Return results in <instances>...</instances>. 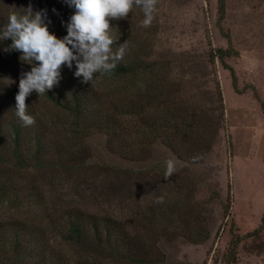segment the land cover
I'll use <instances>...</instances> for the list:
<instances>
[{
	"label": "trees",
	"instance_id": "trees-1",
	"mask_svg": "<svg viewBox=\"0 0 264 264\" xmlns=\"http://www.w3.org/2000/svg\"><path fill=\"white\" fill-rule=\"evenodd\" d=\"M223 4L219 0L221 13ZM29 5L34 11H47L50 32L58 38L66 35L63 23L73 10L63 0H0V24ZM116 25L118 20H110L115 40ZM120 41L113 51L123 44ZM10 43L0 45V264H159L155 242L165 228L181 224L177 203H183L185 192L178 179H168L166 166L147 172L148 177L155 176V206L142 226L75 207L60 213L55 227L52 222L49 228L79 254L78 259L67 258L50 245L48 225L10 211L20 203L44 206L60 185L86 181L95 163L85 143L94 135L104 136L106 150L121 160L145 161L160 142L176 158L173 170L202 163L221 127L222 114L192 110L168 78L169 67L152 58V46L141 38L126 47L110 74H97L91 83L74 76L75 66H62L58 85L47 94L33 91L26 98V112L35 122L25 126L15 111L17 77L32 66L20 60L21 53L3 51ZM225 52L218 49L211 58L223 61ZM94 169L100 168L96 164Z\"/></svg>",
	"mask_w": 264,
	"mask_h": 264
},
{
	"label": "rangeland",
	"instance_id": "rangeland-1",
	"mask_svg": "<svg viewBox=\"0 0 264 264\" xmlns=\"http://www.w3.org/2000/svg\"><path fill=\"white\" fill-rule=\"evenodd\" d=\"M219 8V0H155L149 26L133 8L114 32L127 46L146 38L192 110L222 114L207 158L179 165L168 178L185 192L177 203L181 224L155 242L159 264H264V0H224L223 13ZM218 49L227 51L223 61L211 58ZM105 143L101 135L85 143L100 171L93 164L86 181L60 185L44 206L20 203L10 211L48 225L50 245L70 259L79 254L49 228L60 213L75 207L142 226L155 206V176L147 172L176 161L160 142L142 162L121 160Z\"/></svg>",
	"mask_w": 264,
	"mask_h": 264
},
{
	"label": "clouds",
	"instance_id": "clouds-1",
	"mask_svg": "<svg viewBox=\"0 0 264 264\" xmlns=\"http://www.w3.org/2000/svg\"><path fill=\"white\" fill-rule=\"evenodd\" d=\"M72 9V15L63 26L66 35L58 38L49 31L50 21L46 10L34 11L32 6L15 10L0 24V45L11 43L4 52L21 53L20 60L31 65V71L22 75L16 95V115L25 126L34 124L33 116L26 112V98L33 91L38 96L47 94L61 80L62 66L72 69L83 83H91L97 74H110L116 62L123 59L127 42L113 51L119 40L112 35L110 20L125 19L133 8L144 15L142 26L151 24L155 0H63ZM55 11V10H54ZM172 161L166 162L171 174Z\"/></svg>",
	"mask_w": 264,
	"mask_h": 264
}]
</instances>
